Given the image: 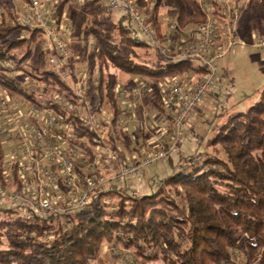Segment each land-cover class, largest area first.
Instances as JSON below:
<instances>
[{
  "label": "trees",
  "instance_id": "obj_1",
  "mask_svg": "<svg viewBox=\"0 0 264 264\" xmlns=\"http://www.w3.org/2000/svg\"><path fill=\"white\" fill-rule=\"evenodd\" d=\"M67 1L56 7L58 20ZM135 1L158 35V15L164 1L175 11V18L166 16L182 29L205 19L198 0ZM231 1L236 5L237 0ZM238 1L242 3L240 13L244 7L246 12L264 16V0ZM0 5L5 9L8 6L4 1ZM87 18L89 23L83 27ZM18 29H25L27 36L14 38L12 34ZM75 33L90 34L98 47L96 57L93 53L87 61L89 78L97 67L98 94L96 98L87 94L86 98L91 105L96 101L107 103L113 125L119 115L114 96L118 78L109 71L110 65L150 80L184 71H203L188 59L158 55V66L135 61L136 48L157 51L137 32L125 11L106 15L99 0L80 4ZM39 38L41 32L36 28L0 20V85L29 99L39 93L47 98L56 93L65 95V81L46 67L47 53L40 51L38 60L30 62L34 57L32 45ZM26 62L30 63L31 77L39 83L36 90L22 82L27 75L20 79L9 74L10 69L30 72L24 67ZM155 94L158 100L156 91ZM216 108L218 112L208 120L209 127L215 118L220 119L212 124L213 132L207 136L206 129L199 138L192 128V150L186 153L178 148L177 156H168L167 171L145 172L146 181L138 176L98 186L85 207L46 218L27 220L22 206L0 207L5 214L0 218V264H88L99 257L104 245L119 253L128 252L129 258L139 264H264V84L251 95L246 108ZM76 127L81 135L94 137L90 128ZM108 139L112 142L111 135ZM209 146L221 149L225 158L214 156ZM114 197L117 200L111 202Z\"/></svg>",
  "mask_w": 264,
  "mask_h": 264
},
{
  "label": "built area",
  "instance_id": "obj_2",
  "mask_svg": "<svg viewBox=\"0 0 264 264\" xmlns=\"http://www.w3.org/2000/svg\"><path fill=\"white\" fill-rule=\"evenodd\" d=\"M107 4L112 10L125 11L160 56L191 60L203 71L175 73L155 82L138 79L126 86L116 84V100H137L142 93L156 91L168 116L164 130L171 134L165 145L159 139L153 150L140 157L122 158L117 137L112 135L111 142L106 135L109 124L102 121L104 103L91 105L86 98L87 94L97 97L98 82H87L82 70L76 73L70 67L72 54L53 25L52 10L40 0H25L21 24L41 32L47 65L65 81L67 93L49 98L39 93L29 99L13 97L0 88V207L22 206L27 220L83 208L96 187L138 177L143 169L176 151L197 107L216 82L219 62L238 43L240 12L231 0H198L205 19L188 30L166 16L162 38L135 0H107ZM253 40L256 47L264 46V38ZM131 118L126 114L120 122L128 123ZM77 124L90 128L94 137L81 135Z\"/></svg>",
  "mask_w": 264,
  "mask_h": 264
},
{
  "label": "rangeland",
  "instance_id": "obj_3",
  "mask_svg": "<svg viewBox=\"0 0 264 264\" xmlns=\"http://www.w3.org/2000/svg\"><path fill=\"white\" fill-rule=\"evenodd\" d=\"M4 1L8 6L5 9L2 5H0V20L5 18V21H7L9 24L18 23L21 24V16L22 11L24 8L25 0H0ZM41 3L48 8H50L51 17L54 21V27H56L58 34L60 37L64 40L66 45L71 51L72 54V64L76 68H72V70H75L76 73L78 70H82L86 76L88 74V56L94 53L95 57L97 55L98 47L94 46V38L89 34L87 36H84L83 33L77 35L75 33V22L79 18V6L83 3L84 0H68L63 4L62 12L60 15V19L57 18L59 15L56 13V7L63 1V0H40ZM72 1V2H71ZM104 14H108L109 12H120V10H112L108 7L107 0H99ZM236 5L238 9L242 7V3L240 1H236ZM7 10V11H6ZM242 12H244V7L242 8ZM168 15L170 18H175V11L166 3L165 1L162 2L159 10V15ZM251 17H248L246 20V23H248V28L245 29L246 31H242L241 28H237L236 31V39H238V43L233 46L224 56V58L221 60V62L218 64V70L216 72L217 79L212 87L211 92L207 93L203 97L202 103L197 107L198 109H203L204 112H207L209 110V117L205 122L197 121L195 120L193 123L198 124L201 123L202 127L197 130V137L201 136L203 134V131L207 129V136H209L210 133L213 132V126L212 124H217L220 122V119L216 121V118L213 120L214 122H210V126L208 127V120H211V117H213V113L216 112L218 109L216 108L214 111H212L211 107H218L219 105H222L223 107L229 108L235 107L238 110L244 109L248 106L249 101L251 100V95L255 93V90H257L259 87H261L264 84V46L263 47H256L254 45L255 40L254 37H262L264 38V29L261 27L264 22L261 20H264V16H261L260 14H251ZM240 22V19H239ZM238 22V24H239ZM89 18L86 19V21L83 23V27L88 25ZM160 24V23H159ZM22 25V24H21ZM245 25V24H244ZM239 26V25H238ZM152 27L156 32L155 27L152 25ZM244 27V26H243ZM190 29V27H188ZM187 30V29H186ZM160 32L161 35L157 36L159 38H162L164 31L162 30V27L160 25ZM240 36V33H245ZM238 35V36H237ZM12 36L15 37H22L27 36V31L25 29H18L15 32H13ZM242 37V39H241ZM241 39V40H240ZM242 42V43H241ZM44 42L39 38L35 44L32 45V49L34 51V57L30 59V62H36L38 60L37 56L40 51L46 53V51L43 49ZM263 50V51H262ZM136 56L135 61L145 63L149 66H158L160 63V55L156 53L152 48H136L135 49ZM160 57H159V56ZM24 67L30 71L29 69V62L24 63ZM47 65V62H46ZM48 67V66H46ZM3 71V69L1 70ZM6 71V70H5ZM10 75H18L17 77H22L24 75L25 78L23 79V83L26 86H30L32 88H38L37 86L39 83H37V80L31 77V71L27 74L23 70L19 69H10L8 70ZM109 71L114 72L117 75V83H120L122 85H128L132 79L129 76H126L125 73L119 71L113 66H109ZM4 72V71H3ZM97 74V67L94 68V75ZM134 75V74H132ZM138 76V75H135ZM173 75H170L172 77ZM88 77V76H87ZM169 77V75H168ZM140 78V76H138ZM166 78V76L161 77L160 79ZM146 79V77H144ZM148 80V79H146ZM150 80V79H149ZM0 88L2 86L0 85ZM214 93H217L219 95V98H216L217 96L214 95ZM13 97H19V95H16L14 93H10ZM214 95V96H213ZM146 96H148V99H145ZM216 98V99H215ZM219 99V100H218ZM120 101L121 111L122 113L119 114L120 118H122L126 114H131L132 118L131 120L135 119L137 117V108L136 105L142 106L141 107V115L142 111L146 112L147 114L145 117L138 119L136 118V134H130L129 137L131 139H134L138 142V150L139 148L141 151H135L134 156H129L128 159L133 160L137 157H140L141 155L145 154L148 151H151L155 148V146L158 144V140H162V144H167L171 140V134L170 131L165 132L164 127L166 125V118L162 113L157 110L155 107V104L157 102L155 91L152 90L150 92L142 93L140 98L137 100H132L128 97H125L124 100L117 99ZM143 103L141 104L140 102ZM219 101H223L222 103H218ZM123 104V105H122ZM103 110L105 113L103 114L102 121L104 122V125L108 126V130L106 135H115L117 137V144H120L121 141L125 140L124 135H127L124 133L123 129L129 127L130 121L128 123L120 122V118H118V121L116 122L115 126L111 123L112 120V111L108 104L102 105ZM221 108V107H219ZM234 108V109H235ZM236 110V109H235ZM234 111V110H233ZM218 112V111H217ZM165 114V113H163ZM219 114V113H218ZM192 123V124H193ZM132 126V125H131ZM192 126V125H191ZM187 127V126H186ZM207 127V128H206ZM142 132V134H141ZM188 132H184L183 138H182V147L180 148L186 153H189L192 148L195 146V139L191 138L188 134ZM187 134V135H185ZM196 137V136H195ZM200 138V137H199ZM142 142V143H141ZM180 146L177 145V149L175 152L169 154L168 156H177L178 155V148ZM189 147V148H188ZM210 153H212L214 156L225 158L224 153L219 148H212L211 146L207 147ZM119 151V149H118ZM168 156L155 166L145 169L141 172L139 177H145L144 174L147 172V174H154V171H157L159 173L164 172L165 169H167V159ZM167 171V170H166ZM133 178L132 180H134ZM177 199V198H176ZM117 200L116 197L113 199H110L111 202H115ZM179 205H181V202H179ZM5 214L0 212V218H4ZM3 246L6 245L5 238L2 237ZM121 253L111 250V248H108L106 245L103 246V249L101 250V253L99 257L94 258L89 261L88 264H139L138 261H136L134 258H129V253L120 250ZM243 260V258H241ZM147 264H164L161 261H151Z\"/></svg>",
  "mask_w": 264,
  "mask_h": 264
},
{
  "label": "crops",
  "instance_id": "obj_4",
  "mask_svg": "<svg viewBox=\"0 0 264 264\" xmlns=\"http://www.w3.org/2000/svg\"><path fill=\"white\" fill-rule=\"evenodd\" d=\"M72 2V1H71ZM252 13L251 12H246V11H244V12H241L240 13V22H239V28H241L242 29V31H246L245 29H250V28H248V23H246V20H247V18L248 17H251L252 15H251ZM166 17V15L165 14H163V15H158V22L160 23V25H161V27H162V30L164 31V32H166V30H167V25H166V23H165V21H164V18ZM261 21H263L264 22V20H261ZM245 24V25H244ZM244 26V27H243ZM188 27H192V26H190L189 24L188 25H186L183 29L184 30H188L189 28ZM261 27L264 29V26H263V24L261 25ZM243 28H245V29H243ZM241 35L240 36H242V34L244 35V34H246V32L245 33H240ZM238 36V35H237ZM241 39H242V37H241ZM263 51V50H262ZM221 62V61H220ZM219 62V63H220ZM69 65H70V67L71 68H75L74 66H73V64H72V62H70L69 63ZM76 69V68H75ZM78 71H80V70H78ZM76 72V71H75ZM96 75L97 74H95V75H93V77H92V79L91 78H89L90 76L87 74V82H98L97 81V79H96ZM125 75L126 76H129L131 79H132V81L130 82V83H132V82H134V81H136V80H138V79H144V78H138V76H135V75H132V74H126L125 73ZM117 76V75H116ZM144 80H146V79H144ZM73 81V79H70V82H72ZM146 81H148V82H155V81H157V80H146ZM129 83V84H130ZM214 95L215 96H217L216 98H219V95H217V93H214ZM213 95V96H214ZM215 98V99H216ZM145 99H148V96H146V98H144V100ZM219 100V99H218ZM120 102L122 103L123 101H120V100H116V103H117V105L119 106V114H121L122 113V111H121V106H120ZM141 104L143 103V101L142 102H140ZM123 105V104H122ZM141 107L142 106H139V105H136V108H137V110H136V112H137V117H135V119H133V120H130V124L132 125H130L129 127H127V128H125V129H123L124 131V133H126L127 135H124V136H126L125 137V140L123 141V143H122V141H121V143L120 144H118V149H119V153H120V155L122 156V158L124 157V158H126V159H128V157L129 156H132V158L133 157H135L134 156V153H132V152H135V151H141V149L139 148V150H138V142L136 141V140H134V139H131L130 137H129V135L130 134H136V129H138L137 127H136V123H134V122H136V118L138 119V121L140 120V118H142V117H145V115L147 114L146 112H143L142 111V115H141ZM155 107L157 108V110H159L161 113H162V116L164 115L165 116V120H166V122H168V116H167V112L165 111V109L164 108H160V106L156 103L155 104ZM212 109V111H214L215 109H216V107H211ZM209 110L207 111V112H204V110L203 109H198V110H196V112H195V114L192 116V118H191V120L189 121V123H188V125H187V127H186V129H185V132L187 131L188 133V135L192 138V134H195L192 130L194 129L195 131H197L198 130V128L200 129L201 127H202V125H201V123H199L198 122V124H197V122H196V124H194L193 122L195 121V120H197V121H204V120H207L208 119V117H209V113H211V112H209ZM163 113H165V114H163ZM120 115H118V118H120L119 117ZM142 116V117H141ZM213 116V115H212ZM118 118H117V120H116V122L118 121ZM116 122H115V124H116ZM193 123V124H192ZM115 124H114V126H115ZM192 125V126H191ZM193 128V129H192ZM192 129V130H191ZM141 134H142V132H141ZM187 134H185V135H187ZM193 139H194V136H193ZM182 142V141H181ZM181 142L178 144L180 147H179V150H181L180 148L182 147V144H181ZM142 143V142H141ZM175 152V151H174ZM158 164V163H157ZM147 169V168H146ZM145 170V169H144ZM167 169H165V171H166ZM143 171V170H142ZM142 181H146L145 179H144V177L142 178Z\"/></svg>",
  "mask_w": 264,
  "mask_h": 264
}]
</instances>
